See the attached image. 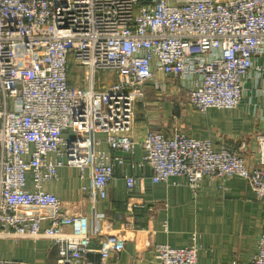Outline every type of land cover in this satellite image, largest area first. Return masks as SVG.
<instances>
[{
    "label": "built area",
    "instance_id": "obj_1",
    "mask_svg": "<svg viewBox=\"0 0 264 264\" xmlns=\"http://www.w3.org/2000/svg\"><path fill=\"white\" fill-rule=\"evenodd\" d=\"M103 72L117 79L98 81ZM158 73L180 81L200 114L237 108L251 74L264 80V0H0V240L48 239L58 249L57 264H83L98 239L106 264L125 250L126 232L106 231L94 214H71L44 184L58 180L63 167L78 168L91 180L82 191L105 200L115 168L137 146L138 165L150 168L153 183L182 178L198 195L204 180L227 189L240 176L264 200V134L255 168L240 151H215L210 139L184 130L150 129L135 140L146 87L166 90ZM125 180L134 193L137 176L126 173ZM199 249L194 233L186 247L155 245L154 258L198 264ZM250 264H264V231Z\"/></svg>",
    "mask_w": 264,
    "mask_h": 264
},
{
    "label": "crops",
    "instance_id": "obj_2",
    "mask_svg": "<svg viewBox=\"0 0 264 264\" xmlns=\"http://www.w3.org/2000/svg\"><path fill=\"white\" fill-rule=\"evenodd\" d=\"M157 79L166 90L160 93L153 84L146 87L145 98L137 104L132 132L136 141L141 142L150 129L167 135L183 129L194 138L210 139L215 151L224 147L240 151L250 168L261 165L258 136L264 134V80L258 83L256 75L251 74L244 100L237 108H212L200 114L188 103L186 117L176 122L171 117L179 112L172 103H177L179 94L187 98L188 94L177 79L163 73H158ZM147 105H151V114ZM101 138L105 141L106 134ZM102 148L110 151L106 142ZM142 158L143 149L137 146L136 153L127 157V164L115 168L105 200H94L82 191L91 180L87 172L82 178L78 168H61L58 180L46 182L44 190L57 195L71 214L83 213L89 218L94 214L106 231L126 232L125 250L112 254L106 264H156L155 245L186 247L192 244L194 233L200 246L198 264H250L264 231V200L257 197L246 179H229L224 185L227 189L222 188L220 180H204L195 195L182 178L153 183L150 168L138 165ZM132 162L137 163L135 167ZM126 173L135 174L139 180L132 194L127 190ZM28 188L32 189L31 182ZM50 222L46 220L44 226ZM98 248L99 240L94 239L83 264L101 263ZM58 258L57 247L48 239L0 240V260L57 264Z\"/></svg>",
    "mask_w": 264,
    "mask_h": 264
},
{
    "label": "rangeland",
    "instance_id": "obj_3",
    "mask_svg": "<svg viewBox=\"0 0 264 264\" xmlns=\"http://www.w3.org/2000/svg\"><path fill=\"white\" fill-rule=\"evenodd\" d=\"M107 74L109 75V74H112L113 75V77L112 78H109L108 76H107ZM79 76V74L77 73V76H74V73H73V75L71 76V78H72V81L73 82H77L78 83V81H80V77H78ZM97 79H99L98 81H100V82H103V83H113V82H115V80L117 79V74L115 73V72H103V73H100L99 75H98V78ZM156 95V94H155ZM179 104V105H178ZM188 98H187V96L186 95H184L183 93H181V94H179L178 95V100H177V103H176V101L174 102V103H172V106L175 108V112L177 113V112H179V114H175L174 112H173V114L176 116V117H171L172 119L174 118V120H176V122H177V120L178 121H180V120H183L186 116V114H187V112H186V108H188ZM147 107H148V111H149V114H151L152 113V109H151V105H147ZM156 108V107H155ZM195 113H197V112H195ZM198 114V113H197ZM188 116H189V114H188ZM180 130H183V129H180Z\"/></svg>",
    "mask_w": 264,
    "mask_h": 264
},
{
    "label": "trees",
    "instance_id": "obj_4",
    "mask_svg": "<svg viewBox=\"0 0 264 264\" xmlns=\"http://www.w3.org/2000/svg\"><path fill=\"white\" fill-rule=\"evenodd\" d=\"M107 76H108L109 78H112V77H113V75H112V74H109V75L107 74Z\"/></svg>",
    "mask_w": 264,
    "mask_h": 264
}]
</instances>
